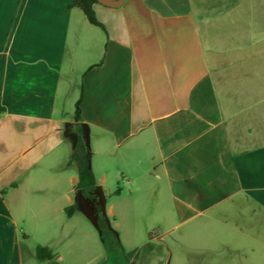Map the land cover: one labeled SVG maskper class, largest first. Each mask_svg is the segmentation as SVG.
Masks as SVG:
<instances>
[{
	"label": "crops",
	"instance_id": "obj_1",
	"mask_svg": "<svg viewBox=\"0 0 264 264\" xmlns=\"http://www.w3.org/2000/svg\"><path fill=\"white\" fill-rule=\"evenodd\" d=\"M92 10L0 0V264H117L102 229L122 248L151 202L164 245L263 190L264 0Z\"/></svg>",
	"mask_w": 264,
	"mask_h": 264
},
{
	"label": "rangeland",
	"instance_id": "obj_2",
	"mask_svg": "<svg viewBox=\"0 0 264 264\" xmlns=\"http://www.w3.org/2000/svg\"><path fill=\"white\" fill-rule=\"evenodd\" d=\"M258 185L261 194L251 191L241 205L178 224L164 236V245L149 241L158 230L146 226L159 223L151 202L133 220L135 234L124 237L126 246L119 248L108 227L102 229L106 251L117 264H264V178Z\"/></svg>",
	"mask_w": 264,
	"mask_h": 264
},
{
	"label": "trees",
	"instance_id": "obj_3",
	"mask_svg": "<svg viewBox=\"0 0 264 264\" xmlns=\"http://www.w3.org/2000/svg\"><path fill=\"white\" fill-rule=\"evenodd\" d=\"M73 3L81 7L90 24L103 28V26L96 20L94 12L92 10V5L94 3H97L96 0H79V1L73 0ZM78 113H79L78 106L76 104L75 113H74L75 120H79ZM80 146H81V150L78 153L70 156L67 163L74 162L77 165L78 176H79L78 189L91 190L95 188V178L89 166V154L81 141H80ZM42 252H44V250L39 248L37 250L38 256L41 257Z\"/></svg>",
	"mask_w": 264,
	"mask_h": 264
},
{
	"label": "water",
	"instance_id": "obj_4",
	"mask_svg": "<svg viewBox=\"0 0 264 264\" xmlns=\"http://www.w3.org/2000/svg\"><path fill=\"white\" fill-rule=\"evenodd\" d=\"M96 1L99 4L108 6V7H118L124 2V0H96Z\"/></svg>",
	"mask_w": 264,
	"mask_h": 264
}]
</instances>
